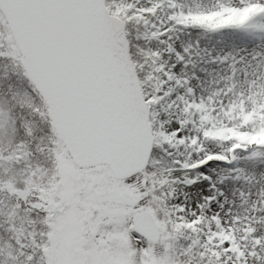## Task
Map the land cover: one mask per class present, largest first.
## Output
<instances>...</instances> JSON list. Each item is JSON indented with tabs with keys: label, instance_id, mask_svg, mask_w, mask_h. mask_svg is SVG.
<instances>
[{
	"label": "snow or ice",
	"instance_id": "snow-or-ice-1",
	"mask_svg": "<svg viewBox=\"0 0 264 264\" xmlns=\"http://www.w3.org/2000/svg\"><path fill=\"white\" fill-rule=\"evenodd\" d=\"M0 264H264V0H0Z\"/></svg>",
	"mask_w": 264,
	"mask_h": 264
}]
</instances>
